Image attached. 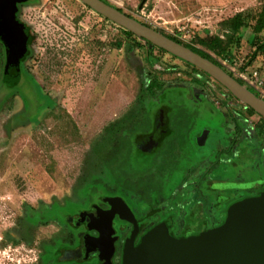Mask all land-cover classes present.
<instances>
[{"label": "rangeland", "instance_id": "rangeland-1", "mask_svg": "<svg viewBox=\"0 0 264 264\" xmlns=\"http://www.w3.org/2000/svg\"><path fill=\"white\" fill-rule=\"evenodd\" d=\"M106 2L199 48L202 46L198 37L223 36V20L242 11L256 13L264 4V0ZM21 18L32 38L33 54L28 68L30 84L35 89L25 80L10 90L0 84V264H38V246L56 228H36L30 243L16 241L25 205L38 206L55 200L63 203L75 196L80 183L98 174L101 162L111 160L110 155L115 153L108 149L114 121L138 114L146 100L145 82L150 79L161 85L180 83L201 90V85L188 77L193 66L158 47L152 52L151 66L148 44L125 34L124 28L81 0H33L25 6ZM257 36L264 38V31L257 35L252 28L243 30L240 46H233L232 61L209 53L226 64V70L234 77L244 74L254 82L252 74L257 71L264 82V55L248 64ZM140 42L145 46H140ZM180 69L186 74L171 73ZM157 72L165 73L162 76ZM206 83L217 85L212 79ZM257 87L264 95V83ZM36 103L41 106L36 108ZM213 116L211 111L203 110L199 121ZM207 154L206 150L195 148L186 156L189 162H196ZM149 160L143 163L131 151L124 157L121 169H111L140 175L148 169ZM256 163L251 155L245 159V175L249 180L264 181V172L258 175L253 168ZM235 171V167L227 168L231 175L227 177L232 178ZM181 176L172 170L170 182L162 192L164 197L169 199ZM240 191L244 192V188ZM155 194L152 192L151 196ZM198 222L189 221L191 227Z\"/></svg>", "mask_w": 264, "mask_h": 264}, {"label": "flooded vegetation", "instance_id": "flooded-vegetation-1", "mask_svg": "<svg viewBox=\"0 0 264 264\" xmlns=\"http://www.w3.org/2000/svg\"><path fill=\"white\" fill-rule=\"evenodd\" d=\"M31 2L15 3V29L4 30V25H0V78L5 74L13 77L11 87L1 84L9 90L24 80L31 83L28 61L33 54L32 38L21 18L23 9ZM7 19L5 16L4 23ZM23 39L27 40V48L18 57L17 42ZM148 46L149 52L155 45ZM148 56L152 66L154 56ZM164 73L157 72L162 76ZM171 73L186 74L181 69ZM187 74L201 85V90L180 83L161 85L150 79L144 83L146 100L138 114L114 121L111 127L108 142L112 144L108 149L115 151L111 160L101 165L99 160L98 174L80 183L74 197L63 203L55 200L43 201L38 206L25 205L16 241L30 243L36 228H56L39 244L38 264H121L125 241L134 230L137 242L156 224L171 220L173 236L196 234L219 225L233 201L264 190V181L249 180L243 166L251 155L257 160L254 170L258 175L264 172V117L205 71L193 67ZM209 79L217 85L207 84ZM30 85L35 89L34 84ZM246 86L264 98L260 90ZM38 105L41 103H36V108ZM203 110L214 115L203 120L205 123L199 121ZM195 148L208 154L189 162L186 155L195 152ZM131 151L143 163L150 158L148 169L140 175L117 171ZM233 167L237 171L229 178L227 168ZM172 170L182 179L167 199L162 192L170 182ZM243 188L244 192L240 191ZM152 192L156 194L151 196ZM45 213L50 218L40 216ZM125 216L135 219L137 225ZM194 220L199 222L191 227L189 221Z\"/></svg>", "mask_w": 264, "mask_h": 264}, {"label": "water", "instance_id": "water-1", "mask_svg": "<svg viewBox=\"0 0 264 264\" xmlns=\"http://www.w3.org/2000/svg\"><path fill=\"white\" fill-rule=\"evenodd\" d=\"M17 1L0 0V25H4V30L15 29L12 9ZM81 1L105 18L132 32L145 44L150 43L162 48L205 71L237 99L264 117V98L254 94L210 59L104 0ZM4 5L6 7H3ZM5 16L8 17V24L4 23ZM17 44V55L21 57L26 51L27 40L23 39ZM124 218L137 225L135 219L132 220L130 216ZM171 223L172 221L168 220L156 224L137 242L134 230L125 241L121 264H264V190L257 195L233 201L227 208L225 219L219 225L196 234L173 236L170 233Z\"/></svg>", "mask_w": 264, "mask_h": 264}, {"label": "trees", "instance_id": "trees-1", "mask_svg": "<svg viewBox=\"0 0 264 264\" xmlns=\"http://www.w3.org/2000/svg\"><path fill=\"white\" fill-rule=\"evenodd\" d=\"M106 2V0H104ZM119 10L123 11L119 8ZM124 12V11H123ZM128 14V13H126ZM129 16L133 17L132 15L128 14ZM134 18V17H133ZM137 19V18H136ZM144 23V22H142ZM252 28L254 33L257 35H260L264 31V4L262 5L261 9L253 13L252 11H242L237 14H235L232 17H229L221 22V29L223 30V36L221 35H207L205 37H198L197 42L202 46V48H199L191 43H184L180 39L166 34L171 39L189 47L193 51L199 53L205 58L210 59L217 65L221 66L223 69L226 70V67L216 58L212 57V55L209 52L214 53L217 56H220L222 58L228 59L230 61L234 60L233 56V46H240V42L242 39V31ZM158 30V29H157ZM124 33L130 36H135L132 32L123 29ZM163 33V32H162ZM255 50L251 54L250 61L248 64H251L252 61L258 56V55H264V38L261 36H257V40L254 43ZM140 46H145L143 43L140 42ZM156 47V46H154ZM154 47L149 50L150 55H152V52L154 50ZM160 50L167 52L166 50L159 48ZM193 66V65H192ZM195 69L199 70L196 66H193ZM227 71V70H226ZM1 79V78H0ZM11 79H13L12 76L6 75L2 77L0 84L11 87L10 85L13 83L11 82ZM238 81L245 85L243 80L238 78ZM254 93L257 96H260V94L256 91ZM150 92H147V95H149ZM253 111V109L251 108ZM29 213H33L30 211ZM46 215L41 214L40 216H44L46 218H50L49 214L45 213ZM39 216V217H40Z\"/></svg>", "mask_w": 264, "mask_h": 264}, {"label": "built area", "instance_id": "built-area-1", "mask_svg": "<svg viewBox=\"0 0 264 264\" xmlns=\"http://www.w3.org/2000/svg\"><path fill=\"white\" fill-rule=\"evenodd\" d=\"M224 66H226V64H223ZM241 80H243L246 84H248V86H250V87H253V88H255V89H257L258 87V85H263V81L262 80H260V78L258 77V72L257 71H255V72H253V74H252V78L253 79H255V81L253 82V81H251L249 78H247L246 76H244V74H240V77H239ZM257 90H259V89H257ZM263 95V94H262ZM264 96V95H263Z\"/></svg>", "mask_w": 264, "mask_h": 264}]
</instances>
